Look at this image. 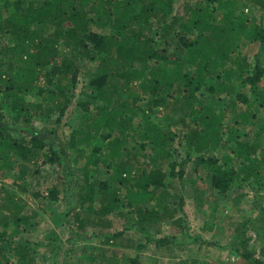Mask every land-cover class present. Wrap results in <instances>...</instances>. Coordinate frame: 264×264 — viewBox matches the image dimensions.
I'll return each mask as SVG.
<instances>
[{"label":"trees","instance_id":"obj_1","mask_svg":"<svg viewBox=\"0 0 264 264\" xmlns=\"http://www.w3.org/2000/svg\"><path fill=\"white\" fill-rule=\"evenodd\" d=\"M182 3L0 0V39H5L0 46V111L7 108L13 123L31 126L37 117L55 113L59 122L78 87L76 62L87 58L94 63L89 91H82L78 104L88 116L68 141L57 143V149L47 147L36 135L14 138L0 128V213L16 225L26 221L25 202L1 183L17 185L25 178L24 165L41 160L56 164L73 151L84 186L78 194V209H69L67 215L78 220L81 230L90 224L101 233L109 232V216L114 211L122 216V208L135 216L132 219L140 230L172 221L184 231V215L179 212L184 202H174L167 186L172 173L166 162L175 134L170 127L148 122L143 112L147 103L152 109L165 106L175 89L186 93L188 100L204 90L190 111L195 126L182 139L198 156L199 164L207 167L213 188L227 195L237 177L254 190L255 186L264 188L260 133L250 145L239 140L259 109L264 111V26L246 14L255 8L264 11V0ZM92 26L104 32H95ZM60 45L72 56L62 55ZM166 45L172 51L163 49ZM184 52L188 56L183 60ZM29 95L36 101L29 100ZM140 112L142 122L136 125ZM131 135L141 137L138 146L132 144ZM147 146L152 154L147 153ZM219 149L227 154L221 159L210 156ZM235 160L242 161L240 171L230 167ZM94 171H113L112 180L118 183L110 186L102 181L96 192L91 180ZM86 188L88 194L83 192ZM122 188L126 191L123 200L117 197ZM96 195L99 205L94 208ZM50 196L57 201L58 192ZM87 204L91 221L83 210ZM123 234L102 237L110 245ZM5 237L6 231L0 232V264H35V253L20 242H12L4 251ZM140 258L130 264H141ZM101 259L112 261L104 255L89 257L91 262ZM146 260L143 257V264L158 263L156 258ZM250 263L262 264L258 260Z\"/></svg>","mask_w":264,"mask_h":264},{"label":"rangeland","instance_id":"obj_2","mask_svg":"<svg viewBox=\"0 0 264 264\" xmlns=\"http://www.w3.org/2000/svg\"><path fill=\"white\" fill-rule=\"evenodd\" d=\"M35 1L41 3V0ZM184 1L186 0H174V5H183ZM246 14L252 21L264 26L263 10L255 8ZM92 29L95 32H104L94 26ZM4 42L5 39H0V46ZM163 49L172 51L167 45ZM60 50L62 55L72 56L61 45ZM175 53L174 51L173 54ZM184 53L183 60L188 56ZM76 67L80 71L78 87L65 116L59 122V114L55 113L49 118L37 117L31 126L15 124L9 110L4 108L0 111V128L7 129L14 138L36 135L42 138L47 147L55 149L58 148L57 143L60 140L68 141L70 134L78 129L88 116L78 104L83 100L82 91L85 88L89 91L94 63L86 58L77 61ZM209 81L210 79L207 82ZM202 92L196 93L197 98L188 100L186 93L175 89L165 106L152 109L147 103L143 109L148 116V122L165 128L170 127L175 134L171 158L166 162V166L170 168L168 172L172 173L167 186L174 202H184L179 211L184 215V231L181 226H174L172 221L149 224L143 227L144 230H140L132 219L135 216L122 208L119 209L123 211L122 216L118 211L109 216L112 220L109 232L101 233L90 224L81 230L78 220L74 219L73 215H67L69 209H78V194L81 186H84L79 167L74 163L76 155L69 151L70 154L62 155L56 164L44 163L41 160L38 164L24 165L25 178L21 183L17 181L21 187L18 184L12 185L13 181L1 183L25 202L24 216L27 218L20 225H16L6 213H0V232L7 233L3 242L4 251L9 249L12 242H20L35 253V264H130L131 260L137 257H141V264L143 257L144 260L156 258L157 264H251L250 260H258L264 264V188L255 186L254 190L246 181L237 177L227 195L219 194L212 186L207 167L199 164L198 156L192 153L182 139L187 136L189 128L195 126L190 111L192 106H197ZM28 99L36 101L31 95ZM94 106L95 103L92 102L91 111ZM142 117L143 113L140 112L135 119L136 125L142 122ZM257 133H260L261 145L264 147L262 109H259L251 127L240 135L239 140L242 143L249 142L250 145ZM227 137L226 134L224 138ZM131 140L136 146L141 143V137L137 135H133ZM232 144L236 146V141ZM147 153H153L150 146H147ZM225 154L227 153L219 149L212 151L210 156L221 159ZM146 162L144 160V163ZM230 163V167L241 170L242 161L235 160ZM91 176L92 182L96 184V192L99 191L102 181H107L110 186L114 182L113 171H94ZM86 190L87 188L83 189L84 194H88ZM119 190L117 197L123 200L126 191L123 188ZM52 191L58 192L57 201L51 199ZM98 205L99 196L96 195L93 207L97 208ZM87 206L88 204L83 210L87 211L86 217L91 221L93 216L86 209ZM105 233L124 234L116 240L117 245L115 240L113 244L106 245L102 237ZM93 254L104 255L105 259L112 261L101 259L91 262L89 257Z\"/></svg>","mask_w":264,"mask_h":264},{"label":"crops","instance_id":"obj_3","mask_svg":"<svg viewBox=\"0 0 264 264\" xmlns=\"http://www.w3.org/2000/svg\"><path fill=\"white\" fill-rule=\"evenodd\" d=\"M165 225H167V224H165Z\"/></svg>","mask_w":264,"mask_h":264}]
</instances>
